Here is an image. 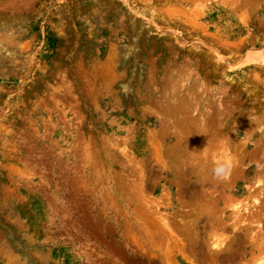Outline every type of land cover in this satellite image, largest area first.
<instances>
[{
  "label": "rangeland",
  "instance_id": "374dc122",
  "mask_svg": "<svg viewBox=\"0 0 264 264\" xmlns=\"http://www.w3.org/2000/svg\"><path fill=\"white\" fill-rule=\"evenodd\" d=\"M0 264H264V0H0Z\"/></svg>",
  "mask_w": 264,
  "mask_h": 264
},
{
  "label": "clouds",
  "instance_id": "9594fccd",
  "mask_svg": "<svg viewBox=\"0 0 264 264\" xmlns=\"http://www.w3.org/2000/svg\"><path fill=\"white\" fill-rule=\"evenodd\" d=\"M232 162L230 160L215 162V167L212 169L213 175L217 179H226L231 171Z\"/></svg>",
  "mask_w": 264,
  "mask_h": 264
}]
</instances>
